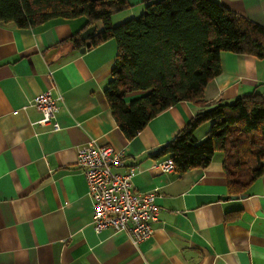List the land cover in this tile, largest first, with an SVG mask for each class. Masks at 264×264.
Masks as SVG:
<instances>
[{
	"label": "crops",
	"instance_id": "obj_1",
	"mask_svg": "<svg viewBox=\"0 0 264 264\" xmlns=\"http://www.w3.org/2000/svg\"><path fill=\"white\" fill-rule=\"evenodd\" d=\"M148 1L127 0L112 23L138 16ZM217 1L264 27V0ZM83 24L53 19L20 29L0 22V264H264V172L245 197L232 199L224 198L219 151L205 167L160 170L166 156L149 150L172 139L199 106L179 101L127 139L104 98L116 42L73 49L67 39ZM220 65L204 87L207 104L264 93V57L223 51ZM49 88L58 98L57 130L36 123L41 114L29 104ZM208 126L194 130L197 140ZM90 140L123 149L115 171L133 168L135 191L157 193L148 239L134 244L123 232L93 230L87 183L76 166L77 148Z\"/></svg>",
	"mask_w": 264,
	"mask_h": 264
},
{
	"label": "trees",
	"instance_id": "obj_2",
	"mask_svg": "<svg viewBox=\"0 0 264 264\" xmlns=\"http://www.w3.org/2000/svg\"><path fill=\"white\" fill-rule=\"evenodd\" d=\"M127 8V0H0V22L27 29L81 18L83 26L67 39L75 50L85 43L81 32L100 24L88 48L116 42L104 98L124 136L131 139L163 110L190 101L197 112L158 155L183 173L205 167L219 151L228 195L245 194L264 172V93L207 104L203 90L221 72V52L264 57V27L217 0H149L138 16L112 23V14ZM133 92L139 95L126 99ZM204 122L210 126L197 140L194 130Z\"/></svg>",
	"mask_w": 264,
	"mask_h": 264
},
{
	"label": "built area",
	"instance_id": "obj_3",
	"mask_svg": "<svg viewBox=\"0 0 264 264\" xmlns=\"http://www.w3.org/2000/svg\"><path fill=\"white\" fill-rule=\"evenodd\" d=\"M57 100L49 88L29 101L41 114L36 123L51 130L60 128L55 118ZM124 156L123 149L90 140L77 148L76 166L87 183L93 230L97 233L106 230L123 232L138 244L152 235V223L159 214L158 195L155 191H135L131 182L133 168L124 173L115 171L122 165ZM157 167L164 172L174 170L170 158L159 162Z\"/></svg>",
	"mask_w": 264,
	"mask_h": 264
},
{
	"label": "water",
	"instance_id": "obj_4",
	"mask_svg": "<svg viewBox=\"0 0 264 264\" xmlns=\"http://www.w3.org/2000/svg\"><path fill=\"white\" fill-rule=\"evenodd\" d=\"M95 30H96V25H91V26L86 27V28L81 32L80 35H81L82 39L85 40V43H84L83 46H81V47L79 48V50H78L79 52H84V51L86 50V48L89 47L90 42H89L88 38H89V36H91V35L94 33ZM162 146H163V145H160V146L154 147L153 149L149 150V153H150V152H153V151L160 150V149L162 148ZM245 196H246L245 194H241V195H229V196H225L224 198L229 197V198L235 199V198H238V197L243 198V197H245Z\"/></svg>",
	"mask_w": 264,
	"mask_h": 264
},
{
	"label": "rangeland",
	"instance_id": "obj_5",
	"mask_svg": "<svg viewBox=\"0 0 264 264\" xmlns=\"http://www.w3.org/2000/svg\"><path fill=\"white\" fill-rule=\"evenodd\" d=\"M97 28H100V24L98 25V27ZM209 126H210V122H209ZM209 126H208V128H209Z\"/></svg>",
	"mask_w": 264,
	"mask_h": 264
}]
</instances>
